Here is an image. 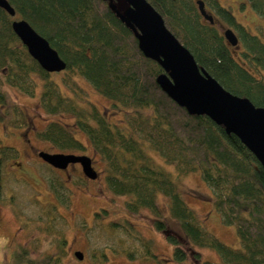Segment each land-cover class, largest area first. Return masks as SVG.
Returning a JSON list of instances; mask_svg holds the SVG:
<instances>
[{
	"label": "trees",
	"instance_id": "trees-1",
	"mask_svg": "<svg viewBox=\"0 0 264 264\" xmlns=\"http://www.w3.org/2000/svg\"><path fill=\"white\" fill-rule=\"evenodd\" d=\"M8 1L16 15L11 16L0 7V88L8 85L35 96V76L42 80L40 107L49 116L70 115L75 119L106 164L108 186L116 195L127 198L126 210L138 214L148 209L156 216L155 230L174 247L173 264L191 260L197 264H220L205 261L199 248L215 250L226 264H264V168L236 135L227 133L206 115H191L162 90L157 77L163 68L145 57L133 31L116 16L109 2ZM148 1L197 63L225 89L264 107V42L239 23L230 8L219 0H203L214 17L215 22L211 23L201 14L197 0ZM247 2L264 18V0ZM15 19L27 20L66 61L62 79L72 95H66L52 78L56 72L46 71L29 54L13 30ZM217 22L233 29L239 38V59L233 52L237 46L229 44ZM78 78L90 83L124 112L121 122L111 121L86 98ZM0 106L3 111L11 107L2 90ZM16 121L26 124L23 113ZM37 137L65 153L88 150L73 130L59 121H50L37 132ZM151 152L173 165L179 175L201 171L214 192V205L221 212L223 223L235 225L242 249L227 245L200 225L171 173L158 164ZM17 155L18 150L4 146L0 138V193L5 162ZM65 183L57 181L51 187L58 193V187H66ZM159 193L168 198L171 218L179 223V229L162 215ZM56 197L65 200L63 195ZM55 209L46 211L49 221H53ZM96 217L101 222L106 218L102 212H97ZM112 224L115 225L113 221ZM143 242L150 252V242ZM65 243L63 238L56 256L47 255L43 261L29 257L26 247L14 252L13 258L24 264H58ZM125 252L135 254L133 250ZM102 258H106L105 253ZM103 259L95 264H101Z\"/></svg>",
	"mask_w": 264,
	"mask_h": 264
},
{
	"label": "rangeland",
	"instance_id": "rangeland-1",
	"mask_svg": "<svg viewBox=\"0 0 264 264\" xmlns=\"http://www.w3.org/2000/svg\"><path fill=\"white\" fill-rule=\"evenodd\" d=\"M219 2L230 8L237 21L264 42V18L255 13L247 0ZM120 7H124V4L121 3ZM217 26L224 32L225 28L220 22H217ZM241 49V46L233 48L238 59ZM63 76L64 72L61 71L54 73L52 78L59 82L66 95H72L64 86ZM35 79L38 84L35 96L8 85L0 88L6 93L11 106L4 111L0 106V138L4 146L18 150L17 157L5 162L2 172L0 264H24L13 258L14 252H20L24 247L30 250L29 257L34 260L43 261L50 254L56 256L63 238L66 243L62 249L63 258L58 264H95L98 259H103V253L106 258L101 264H173L174 247L162 233L155 230L156 216L148 209L138 214H131L126 210L127 198L116 195L108 186L105 177L106 164L94 151L86 135L77 127L75 119L70 115L49 116L40 107L39 97L43 84L37 76ZM77 80L85 91L86 98L101 113L108 115L114 123L121 122L124 117L122 110L115 108L90 83L82 78ZM14 107L18 109L15 111ZM21 113L25 116L26 124L16 121ZM53 120L65 124L87 145L86 153L76 154L92 157L98 172L97 179L86 177L81 165L60 170L40 158V151L63 152L50 142L37 137V132L44 130ZM152 154L158 164L171 173L186 203L195 211L200 225L227 245L242 249L235 225L223 223L221 212L214 205V192L203 179L201 171L179 175L174 166L159 154ZM57 181L66 182V187L57 189L64 196V201L56 197L60 195L51 187ZM158 206L171 225L179 229V223L171 218L169 200L162 193L158 195ZM55 207L57 209L52 216L54 219L49 221L46 211ZM97 212L106 216L103 222L97 219ZM143 239L152 245L150 252H147L149 247ZM126 250H133L135 254L130 255ZM75 251L83 252L84 258L78 259ZM199 251L205 261L226 264L213 249L199 248ZM184 264L197 263L191 260Z\"/></svg>",
	"mask_w": 264,
	"mask_h": 264
},
{
	"label": "water",
	"instance_id": "water-1",
	"mask_svg": "<svg viewBox=\"0 0 264 264\" xmlns=\"http://www.w3.org/2000/svg\"><path fill=\"white\" fill-rule=\"evenodd\" d=\"M120 7L113 0L109 6L116 16L133 31L139 48L145 55L161 65L164 72L157 82L162 90L191 115H206L229 134L236 135L255 155L264 168V107L256 106L249 98L225 89L204 67H201L191 51L169 29L162 14L148 0H125ZM203 17L214 23L203 0H197ZM0 7L11 16L15 9L8 0H0ZM13 30L27 47L29 54L48 72H61L66 61L27 20L15 19ZM224 36L232 46L239 38L231 28L224 29ZM42 160L56 169L66 170L70 164L80 163L86 177L97 179L98 172L92 157L86 154L50 153L40 151ZM78 259L84 254L75 251Z\"/></svg>",
	"mask_w": 264,
	"mask_h": 264
},
{
	"label": "flooded vegetation",
	"instance_id": "flooded-vegetation-1",
	"mask_svg": "<svg viewBox=\"0 0 264 264\" xmlns=\"http://www.w3.org/2000/svg\"><path fill=\"white\" fill-rule=\"evenodd\" d=\"M107 1L110 2V0H107ZM113 1L119 6L121 5V3L124 4L125 7L127 6V3L125 0H113ZM73 165H81V164L80 163L70 164L66 170H69L70 167ZM93 166H94V161H93Z\"/></svg>",
	"mask_w": 264,
	"mask_h": 264
}]
</instances>
